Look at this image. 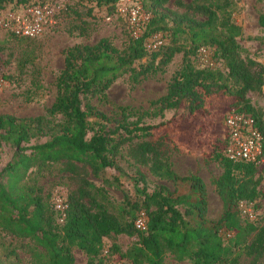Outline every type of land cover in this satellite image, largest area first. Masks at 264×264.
I'll return each mask as SVG.
<instances>
[{"label":"trees","instance_id":"16d2710c","mask_svg":"<svg viewBox=\"0 0 264 264\" xmlns=\"http://www.w3.org/2000/svg\"><path fill=\"white\" fill-rule=\"evenodd\" d=\"M86 1L111 11L118 0ZM5 2L0 0V11ZM139 2L148 19L138 38L127 31L121 50L107 38L65 48L62 68L54 79V98L43 114H0V149H12L11 160L0 170V233L26 241L30 264H74L73 249L85 255L86 264H95L106 246L103 239L117 235L135 238L119 255L131 264H162L166 255L189 264H240L242 256L249 259L247 264H261L264 210L261 214L255 210L264 195L260 188L264 168L258 171L259 163L228 159L224 131L222 138L219 135L223 117L230 112L251 115L264 134L261 114L247 98L248 93L261 91L264 67L238 42L242 30L232 19L237 4L234 0H173L176 9L172 10L167 7L169 0ZM27 5L16 0L7 9ZM256 23L264 32L263 13ZM86 26L80 22L73 29L84 35ZM157 33L168 41L147 50L146 39ZM201 48L209 52L212 66L198 62ZM177 53L182 55L180 68L164 94L148 102L146 111L118 106L117 118H108L92 103H105L107 89L120 77L127 75L132 89ZM33 57V49H23L17 62L20 70ZM33 74L37 89L39 72ZM167 110L180 114L151 125L140 123ZM124 145L135 169L133 196L120 188V203L114 205L107 189L115 179L109 181L104 174L117 169ZM175 150L199 155L204 164L215 162L220 167L212 182L221 203L216 219L206 217L207 194L197 173L178 176L171 169L170 153ZM50 167L74 185L65 194L61 222L52 195L43 194L36 182V176ZM140 167L171 183H187L188 192L175 194L163 186L147 192ZM241 203L250 207L253 220L241 213ZM140 213L145 216L143 232L133 226Z\"/></svg>","mask_w":264,"mask_h":264},{"label":"rangeland","instance_id":"374dc122","mask_svg":"<svg viewBox=\"0 0 264 264\" xmlns=\"http://www.w3.org/2000/svg\"><path fill=\"white\" fill-rule=\"evenodd\" d=\"M16 0H6L3 9L11 7ZM25 4H49L59 8V12L54 16V24L45 33L37 38L22 39L7 37L4 32H0V114H10L16 117H34L43 114L44 109L49 107L55 95L54 79L58 71L62 68L63 50L73 45H92L101 38H107L111 44L121 50L127 39L128 26L123 16L115 13L116 3L110 11L105 6L96 7L86 0H24ZM188 3L190 0H181ZM237 4V11L232 16L242 30V38L239 44L245 49L247 55L256 60L264 67V32L259 30L256 18L259 13L264 14V1L255 0H234ZM141 4L139 0H123L125 7ZM169 9L175 10L173 0L167 3ZM2 9V10H3ZM89 10V12H88ZM181 11V10H179ZM144 12V11H143ZM109 18L106 20V18ZM80 22L87 24V33L80 35L77 28ZM157 38L163 43L168 40L164 34L157 33ZM154 39V38H153ZM152 38L146 39L149 44ZM152 44V43H151ZM23 49H33L34 57L30 64H26L21 70L18 66L20 52ZM200 58L198 62L212 66L213 60L209 56ZM181 53L175 54L170 62L157 70L143 77L132 89L128 83L127 75L115 80L106 91V102L98 104L94 100L92 103L108 118H117V107L128 106L134 110L146 111L148 102L164 94L166 85L181 66ZM143 62V60L141 61ZM39 72L38 81L40 87L35 89L32 85L34 72ZM247 98L251 106L261 114L264 126V84L260 92L248 93ZM179 110H167L160 116L142 118L140 123L144 125L155 124L165 121L169 117H177ZM131 117L130 120H134ZM222 124V122H221ZM112 126V125H111ZM223 128L219 130L222 138ZM127 145L121 151V158L117 159V169H107L104 176L111 181L115 180L111 187L107 189L108 198L114 204L120 203V188L126 190L133 196L132 184L134 180V167L132 161L126 156ZM12 149L2 147L0 149V170L11 160ZM171 169L178 176H187L197 173L205 185L207 194L208 219H216L221 213V203L217 197L213 180L219 176L221 169L215 162L204 164L203 158L199 155H188L182 150L171 151ZM264 168V155L262 161L257 164V170ZM144 173V185L147 192H151L156 187L163 186L169 192L175 194H185L188 192V184L185 182L171 183L164 179L152 176L147 172L146 167L139 168ZM98 185L100 180L89 178ZM36 182L41 187L42 193L48 197L54 193H62L64 196L74 188L73 183L65 178V175L57 173L54 167H50L36 176ZM138 187L142 184L139 182ZM257 214L264 210V195L258 201ZM135 241L134 237L125 235L110 236L104 238L106 246H110L113 255L119 258ZM26 241H19L10 236H3L0 233V264H30L25 247ZM74 264H86V257L83 253L72 250ZM249 259L241 257L240 264H247ZM162 264H189L187 261L175 262L171 256L166 255ZM264 264V259L261 260Z\"/></svg>","mask_w":264,"mask_h":264},{"label":"built area","instance_id":"2783aa9c","mask_svg":"<svg viewBox=\"0 0 264 264\" xmlns=\"http://www.w3.org/2000/svg\"><path fill=\"white\" fill-rule=\"evenodd\" d=\"M115 13L126 19L129 34L132 38H138L142 32L143 24L147 21L148 15L143 12L139 5L125 7L123 0L116 2ZM58 7L49 4L27 5L14 10L4 9L0 11V32L16 38L33 39L45 33L54 24L53 18L59 12ZM109 18L107 17L106 20ZM149 44L145 43L147 50H154L163 42L156 34ZM152 43V44H151ZM208 51L201 48L200 58H206ZM223 131L226 144L224 155L230 160H242L259 163L262 161V149L264 146V134L260 132L255 119L244 113L230 112L223 117ZM260 188L264 191V178L261 180ZM52 206L59 214L58 222L64 217L66 208L65 196L62 193H54L51 198ZM242 214L249 220L255 218L249 206L239 204ZM137 231L145 230V216L140 213L133 221ZM100 260L95 264H131L126 260H120L111 254L109 247L105 246L100 252Z\"/></svg>","mask_w":264,"mask_h":264},{"label":"crops","instance_id":"0c3cea01","mask_svg":"<svg viewBox=\"0 0 264 264\" xmlns=\"http://www.w3.org/2000/svg\"><path fill=\"white\" fill-rule=\"evenodd\" d=\"M74 251L79 252V253H82L81 251H79V250H77V249H74Z\"/></svg>","mask_w":264,"mask_h":264}]
</instances>
